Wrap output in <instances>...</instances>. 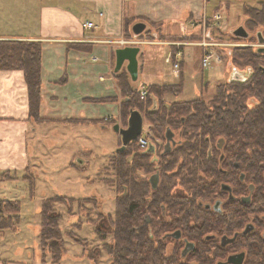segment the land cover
<instances>
[{
  "label": "trees",
  "instance_id": "16d2710c",
  "mask_svg": "<svg viewBox=\"0 0 264 264\" xmlns=\"http://www.w3.org/2000/svg\"><path fill=\"white\" fill-rule=\"evenodd\" d=\"M244 14L249 28H264V2L260 7L245 6ZM130 36L133 34L128 29L125 37ZM230 58L235 67L248 68L249 74L244 80L217 83L209 99L200 94L187 100L164 101V95L181 92L182 73L177 83L148 84L144 98L131 89L125 68L115 73L120 95L124 89L131 92L119 102V116L124 121L122 127L126 126L130 110L137 109L143 121L146 119L150 123L149 132L142 131V134L149 139L153 149L140 148L136 138L119 151V139L118 147L109 156L106 167L112 170L113 176L104 181L114 187V212L96 210L95 218L88 220L102 241L100 246L88 247L86 239L73 231L65 232L83 246L84 254L93 262L100 260L104 250L111 264H214L215 258L209 253L212 240L205 238V234L212 231L213 215L228 220L231 230L242 228L245 222L257 226L258 230L240 233L237 245L247 248L244 264H264V236L261 234L264 230V218H261L264 216V52L250 45L234 46ZM40 66L41 42L0 39V69L23 71L29 113L35 120H39ZM150 95L159 100L155 109H149L153 103ZM250 99L254 100L252 104H249ZM168 129L173 132V142L164 152ZM149 133L161 140L159 148L149 138ZM220 139L223 142L219 148ZM220 154H223L222 160ZM229 161L240 165L247 186L253 184L252 197L247 203L239 198L224 201L222 209L226 213L212 214L205 204L222 193L220 183L228 182L232 186L236 183L234 177L224 176L217 167ZM139 170L148 174L147 177L139 178L136 174ZM154 173L158 174V180L153 188L149 178ZM23 178L32 190L33 177L26 175ZM0 179L13 178L4 172ZM245 191L250 192L248 187L242 194ZM58 200L69 210L75 202L78 207L90 202L93 207L98 206L94 196L77 199L54 196L42 200L39 220L41 259L49 256L55 263L65 252L59 227L61 214L53 207ZM240 212H243V220H240L241 215L237 216ZM19 213L18 200H0V229L16 230ZM176 229L196 245L186 256L181 254L183 240L167 235ZM168 242L173 243L171 251L166 250Z\"/></svg>",
  "mask_w": 264,
  "mask_h": 264
},
{
  "label": "crops",
  "instance_id": "0c3cea01",
  "mask_svg": "<svg viewBox=\"0 0 264 264\" xmlns=\"http://www.w3.org/2000/svg\"><path fill=\"white\" fill-rule=\"evenodd\" d=\"M207 2L0 0V39L41 42L39 120L33 119L29 113L23 71L0 69V174L7 172L12 181L25 183L27 180L23 176L28 171L34 174L35 166L47 153L46 149L55 146L51 139L59 135L64 137L59 128L117 119L121 99L113 70L115 49L121 47L117 40L141 41L139 46L165 45L168 47L165 60L168 58L171 62L175 50L170 42H185L188 43L185 47L198 48L200 59L211 49H217L219 53L221 48L227 49L226 46L204 48L195 44L201 40L204 20L207 21L205 32L209 41L215 37L214 42H231L221 38L223 31L217 26L220 19L214 21V16L219 14L218 7H214L213 17H208ZM263 2L252 7H260ZM85 21L92 22L93 26L83 27ZM137 21L145 23L144 30L138 35L132 33L133 36L125 37L126 30L131 31L132 24ZM148 22L156 26L150 34L145 33L149 29ZM171 26L184 29L173 33L170 32ZM141 56L138 78L143 67ZM4 199L18 200L15 196H0V200ZM7 230L0 229V236ZM0 264L28 263L0 255Z\"/></svg>",
  "mask_w": 264,
  "mask_h": 264
},
{
  "label": "rangeland",
  "instance_id": "374dc122",
  "mask_svg": "<svg viewBox=\"0 0 264 264\" xmlns=\"http://www.w3.org/2000/svg\"><path fill=\"white\" fill-rule=\"evenodd\" d=\"M260 1L264 0H208L207 15L213 17L214 9L217 6V12L221 15L217 26L223 31L222 40H231L232 43L240 44L238 46L250 45L256 48L260 44L255 34L261 31L264 36V28L262 26L249 28L246 25L247 16L244 14V7L255 5ZM146 25L149 29L145 30V33L149 34L156 27L152 26L150 22ZM240 25L247 30L248 37L232 39L231 37L234 36L232 30ZM179 28L171 26L170 32H182L184 29ZM250 36H254L255 40L249 39ZM212 39L217 38L212 37ZM180 44L182 45H179V48L182 50V47L184 48L185 44L188 43L180 42ZM195 44L200 46L198 42ZM233 47L221 48L218 62L211 61L206 66H202L198 48L187 46L184 48V55L180 60L182 61L181 68L179 66L177 70H173V61L171 62L168 58L167 61L165 60L168 51L167 46L142 44L138 58L140 60L142 55L143 67L136 81L131 80L128 75L131 89L133 88L138 92V88L146 90V86L152 83H177L181 79L180 73H182L181 92L178 95H164L162 98L164 101L168 103L173 100H187L200 94L205 99H209L214 93L215 85L230 80L234 70L243 76L249 73L248 68L235 67L231 62L230 55ZM176 49L178 48L174 47V50ZM130 93L128 89H124L121 98L126 99V95L130 96ZM138 94L140 98H144L147 91L144 97H141L139 92ZM150 96L153 103L149 109H155L159 100L152 95ZM253 101L250 99L249 104H252ZM122 118L118 116L117 119L115 118L110 122H102L104 124L97 121L96 123L67 125L65 128H59L64 137L61 138L59 135L52 138L51 140L56 143L55 146L46 149L47 153L42 156L39 165L35 166L34 174L32 171L27 172V175L32 176L34 180L32 190L28 182L12 181V179L0 181V196H15L20 202V222L16 230L8 229L0 236V255L28 264H111V259L104 250L101 251L100 260L93 262L84 254L83 246L74 238L67 236L65 232L73 231L86 239L88 247L102 244L88 220L95 218L96 210L111 214L114 212V187L106 183L104 179L113 176L112 170L106 166L109 162V156L113 154L120 143V137L113 129V125L117 122L123 126ZM149 128L150 123L145 119L143 132L147 134ZM149 134V138L159 148L162 144L161 140L154 138L151 133ZM78 159H81L82 163H79ZM153 159L157 160V157ZM136 174L141 179L148 175L142 170L137 171ZM54 196H66L75 199L94 196L98 203L97 207H93L92 202L81 203L78 207L75 202L70 210L63 201L58 200L53 203V207L61 214L59 227L65 246V252L60 261L56 263L52 262L49 256L42 260L39 247L41 202L44 198ZM167 244L166 250L171 251L172 242Z\"/></svg>",
  "mask_w": 264,
  "mask_h": 264
},
{
  "label": "flooded vegetation",
  "instance_id": "af4514ba",
  "mask_svg": "<svg viewBox=\"0 0 264 264\" xmlns=\"http://www.w3.org/2000/svg\"><path fill=\"white\" fill-rule=\"evenodd\" d=\"M219 141L220 140H218V147L220 148L222 143L219 146ZM172 142L170 141V145L172 144ZM222 142H223V140H222ZM164 145H165V143H164ZM223 158H224L223 154H220V159L222 160ZM217 167L220 171L223 172L222 174H225L224 176H226L228 178L234 177L233 181L236 182L235 185H233V186L228 182H221L220 183V190L222 193L220 195H218L219 197H216V199H214V201L205 204V208L210 209L212 214H216V215L221 214L222 215L223 213H226L222 209L224 201L236 200L237 198H239L241 202L247 203V202H249V200L252 197V192L254 190V186H253V184H248V186H247L246 181H245V173L239 169L240 165L237 162L229 161V162H225V163H220ZM263 176H264V174H263ZM247 187H248L250 192L246 193V191H245V194H242L243 190L244 189L246 190ZM247 197H249V199L246 201L245 198H247ZM242 213L243 212H240L237 215V216L241 215L240 220H243V218H244ZM217 218L218 217H216V216H213V215L211 216V219L213 220L212 231L208 234H205L206 239L212 240L209 253H210L211 257L215 258L214 264H234V263L226 262L227 258L230 255L239 254V253H243V260H242L241 264H244V262L247 259L248 251H247L246 247H239L237 245V238L240 235V233L246 234L248 232L258 230L257 226H254L252 223H246L245 222V224L243 225L242 228H240V229L237 228V229L231 230V225H230L228 220L224 221L220 218H218V219ZM261 218H264V216H261ZM146 220H147V222L149 221L148 218ZM248 224L251 225V228L247 232H244V230L247 228ZM176 231L178 232V235L173 236V234ZM261 234L264 236V230L261 231ZM167 235H169L170 237L177 239V240H183L181 252L186 247L187 243H192L191 249L194 248V246H196L194 244V242L188 240L186 237H183L182 232L178 229L174 230L173 232L168 233ZM172 247H173V243H172ZM191 249H189L182 256H186L187 253ZM263 250H264V247H263Z\"/></svg>",
  "mask_w": 264,
  "mask_h": 264
},
{
  "label": "water",
  "instance_id": "95a60500",
  "mask_svg": "<svg viewBox=\"0 0 264 264\" xmlns=\"http://www.w3.org/2000/svg\"><path fill=\"white\" fill-rule=\"evenodd\" d=\"M145 28V23L142 21L134 22L131 26V32L134 35L140 34ZM232 34L237 37L247 38L248 32L242 26H238L232 30ZM256 38L258 43L260 44L257 47V51L264 52V36L260 31L256 32ZM139 45H125L121 47H117L115 49V63H114V72H118L122 67H125L129 77L131 80L136 81L138 79L139 73V59L138 55L140 53ZM264 72V68L262 69ZM247 76V75H246ZM246 76L241 75L238 71L234 70L231 80H244ZM113 129L119 133L121 139V145L118 147V150L121 151L130 141L135 140L143 131V116L137 109H131L127 118V124L125 127L119 125V123H115L113 125ZM166 142L164 145V151H168L170 149V141H173V132L171 130H167L165 133ZM222 140L219 141V146L221 145ZM153 146H149V150H152ZM79 163H82V160H78ZM158 180L157 173H154L150 176L149 181L151 186L154 188L156 186ZM249 197L245 198L247 201ZM251 225H247V228L244 232L250 230ZM178 232L176 231L173 236H177ZM192 243H187L186 247L181 252L184 255L189 249H191ZM243 260V253L230 255L227 258L226 262L241 264Z\"/></svg>",
  "mask_w": 264,
  "mask_h": 264
},
{
  "label": "built area",
  "instance_id": "2783aa9c",
  "mask_svg": "<svg viewBox=\"0 0 264 264\" xmlns=\"http://www.w3.org/2000/svg\"><path fill=\"white\" fill-rule=\"evenodd\" d=\"M220 19V15L216 14L214 16V21ZM83 27H92L93 24L90 21H85L83 22ZM207 25V21H203V33L201 35V40L200 42H198V44L200 46H203L204 48L206 47H210V46H214V47H221V46H226V47H232V46H238L240 44H235L232 42L223 44V43H219V42H214V41H209V39L206 36V32H205V26ZM117 43H119L121 46L123 45H134V44H139L142 43L141 41H135V40H130V39H119L116 41ZM170 45L177 47L178 49L175 50L174 56H173V62H172V67L173 70H177L179 68V63L182 57V52L181 49L179 48L180 42H170ZM220 60V55H219V51L217 49H211L207 52L204 53L203 57H202V65L206 66L209 62L211 61H215L218 62ZM138 92L140 93L141 97H144L146 94V90L142 89V88H138ZM137 144L140 148L144 149L147 148L149 146V139L147 137H145L143 134L140 135L137 139Z\"/></svg>",
  "mask_w": 264,
  "mask_h": 264
}]
</instances>
